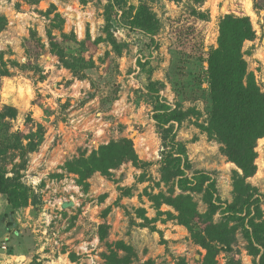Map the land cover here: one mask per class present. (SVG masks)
Masks as SVG:
<instances>
[{
  "label": "rangeland",
  "instance_id": "1",
  "mask_svg": "<svg viewBox=\"0 0 264 264\" xmlns=\"http://www.w3.org/2000/svg\"><path fill=\"white\" fill-rule=\"evenodd\" d=\"M141 1L158 20L153 36L124 27L109 0H0V71L8 73L0 74V169L29 196L27 207L12 210L0 194V264H202L206 251L165 203L180 191L161 181L162 161L171 138L182 144L187 177L214 181L213 221L223 220L241 171L202 128L211 104L207 61L222 19L247 17L254 36L240 53L264 93V0ZM158 101L194 112L167 136L153 119ZM122 139L138 163L82 179L70 171ZM254 152L245 183L250 210L264 221V136ZM189 195L206 213L202 194ZM243 233L237 225L230 250L213 264H258Z\"/></svg>",
  "mask_w": 264,
  "mask_h": 264
},
{
  "label": "trees",
  "instance_id": "2",
  "mask_svg": "<svg viewBox=\"0 0 264 264\" xmlns=\"http://www.w3.org/2000/svg\"><path fill=\"white\" fill-rule=\"evenodd\" d=\"M109 8L120 12V22L127 29L149 36L157 32L158 20L141 0L137 5L130 0H109ZM3 22L4 18L0 17V31ZM253 36L247 17L226 15L220 22L217 46L211 50L207 61L211 104L206 126L202 128L221 145L222 154L241 171V175L236 174L233 181V201L225 206L223 220L218 223L213 221V215L218 209L213 202L214 181L201 172L193 173L191 178L187 177L189 165L182 144L171 138V151L162 161L161 181L171 182L180 191L173 198H164L165 203L173 207L176 212L174 219L187 229L191 240L206 251L202 264H213L219 251L230 250L237 225L243 229L249 253L252 256L259 255L258 264H264V221L258 219L257 207L254 213L250 210L254 205L251 201L253 190L245 183L255 171L256 141L264 136V93L253 75L247 72L240 53L242 43L252 40ZM0 74L8 75L5 70L0 71ZM4 110L13 117L12 108L5 107ZM153 112L157 127L167 135L172 131L173 124L180 125L194 111L171 108L158 101ZM25 139L29 140L30 137ZM27 146L33 151L36 144L29 142ZM124 161L138 163L133 144L128 139L110 142L88 159L76 160L70 171L82 179L95 171L106 174L109 169ZM190 192L202 194L203 202L208 207L206 213L198 212ZM0 194L6 197L12 210L28 205L29 196L25 185L18 177H7L3 169H0ZM160 198H163L161 194L152 197L156 208L161 204ZM230 222L236 225L230 226ZM228 264H232V261Z\"/></svg>",
  "mask_w": 264,
  "mask_h": 264
},
{
  "label": "bare ground",
  "instance_id": "3",
  "mask_svg": "<svg viewBox=\"0 0 264 264\" xmlns=\"http://www.w3.org/2000/svg\"><path fill=\"white\" fill-rule=\"evenodd\" d=\"M22 99V98H21ZM142 147H143V145H142Z\"/></svg>",
  "mask_w": 264,
  "mask_h": 264
}]
</instances>
